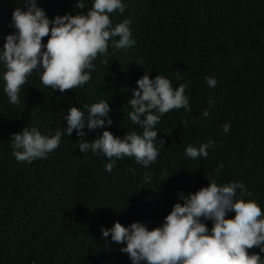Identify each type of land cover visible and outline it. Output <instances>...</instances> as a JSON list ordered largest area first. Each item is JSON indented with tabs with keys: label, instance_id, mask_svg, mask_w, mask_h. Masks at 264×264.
Listing matches in <instances>:
<instances>
[{
	"label": "trees",
	"instance_id": "1",
	"mask_svg": "<svg viewBox=\"0 0 264 264\" xmlns=\"http://www.w3.org/2000/svg\"><path fill=\"white\" fill-rule=\"evenodd\" d=\"M150 1L154 6L148 7L140 23L123 13L112 14L114 24L131 20L136 43L126 50L110 46L106 55H98L91 79L83 87L53 91L33 74L21 88L19 104L12 105L3 91L4 68L0 66V264H131L128 255L120 251L123 245L112 243L110 237L103 239L101 229L112 227L116 221L124 226L143 222L150 230L159 226L178 202V193L207 186L206 173L221 163L224 167L215 176L217 182L243 181L253 194L248 198L256 199L264 212V0ZM20 2L0 0V47L6 35L14 31L12 12ZM85 3L91 7V0ZM74 4L75 0H39L49 18L87 12V8L74 10ZM142 4L128 5L135 8ZM47 40L43 38L45 43ZM130 65L138 68L124 74ZM144 73L152 78L160 73L173 87L188 84L185 94L191 106L190 112L171 110L156 126L165 145L152 166L160 175L166 169L167 175H161L166 187L151 207L137 213L117 208L111 201L113 194H108L110 185L101 188L99 182L110 174L115 179L125 159L116 160L112 171H106L105 164L111 161L102 153H82L76 130L71 137H62L55 152L60 156L52 161L56 170L47 159L30 164L16 160L10 142L13 133L26 126L38 127L42 133L54 131L64 126L68 107L83 109L88 104L81 96L84 87L100 101L101 89L135 88ZM211 75L218 82L215 88L205 80ZM130 97L116 94L108 100L113 120L108 130L116 136L142 132L128 118ZM210 97L214 107L208 104ZM205 108L210 115L203 118ZM45 109L47 120L42 114ZM185 120L186 127L182 123ZM228 122L231 129L224 134L222 125ZM103 130L89 132L86 128L84 139H95ZM209 140L213 146L207 158L185 157L189 144ZM14 186L22 193L12 194ZM149 194L143 192L141 198ZM82 234L89 240L90 250L98 253L94 257L91 254L93 261L80 260L87 256L85 250L75 247L76 243L83 246ZM258 251L254 247L249 253Z\"/></svg>",
	"mask_w": 264,
	"mask_h": 264
},
{
	"label": "clouds",
	"instance_id": "2",
	"mask_svg": "<svg viewBox=\"0 0 264 264\" xmlns=\"http://www.w3.org/2000/svg\"><path fill=\"white\" fill-rule=\"evenodd\" d=\"M139 2L143 4L135 8L128 5ZM20 4L12 12L10 25L14 31L6 35L0 47L3 91L12 105L19 104L21 88L33 74L39 75L45 87L61 93L86 85L96 68L94 61L98 55H106L110 46L113 50H126L136 43L130 29L131 20L114 24L112 14L123 13L126 18L140 23L148 7L154 6L150 0H91L88 7L85 0H75L74 10L87 8L86 13L75 11V14L69 12L49 18L46 10L39 6V0H21ZM44 37H48L46 43ZM145 60L143 56V63ZM135 68L138 67L130 65L123 73ZM205 80L210 88L217 86L214 75ZM136 84L137 87L125 90L101 89L100 101L89 87H84L81 96L83 94L90 105L85 104L83 109L68 107L64 126L47 133H42L38 127L26 126L12 134L10 142L16 160L30 164L47 159L52 166V161L60 156L55 152L62 137H71L76 130V135L81 137L82 153H102L111 161L105 164L106 171H112L116 160L125 159L115 179L110 174L108 179L102 178L99 182L101 188L110 185L108 194H113L111 201L117 208L130 213L148 209L166 187L162 176L167 175V170L161 176L159 169L152 166L165 145L158 137L160 132L156 126L171 110L183 108L190 112L191 106L185 94L186 83L173 87L172 81L160 73L155 78L144 73ZM116 94L131 95L127 99L132 109L128 118L142 132H126L120 137L108 130L113 124L108 100ZM92 100L98 102L91 104ZM208 104L214 107L211 97ZM42 114L47 120L48 109ZM209 115V108L201 113L203 118ZM182 123L185 127L188 124L186 120ZM86 128L89 132L104 130L97 138L87 140L84 139L88 134ZM222 129L228 134L231 123H225ZM212 146V140L189 144L184 149L185 157L207 158ZM223 167L221 163L211 173H206L210 182L207 186L187 194L181 190L178 202L159 226L150 230L143 222L124 226L116 221L112 227L101 229L102 238L107 241L110 237L112 243L123 245L120 251L128 255L131 264H264V212L256 199L248 198L253 194L243 181L217 182L215 176ZM174 182L175 179L171 187ZM14 189H10L12 194L22 193L20 187L14 186ZM143 192L151 194L144 199L141 198ZM28 197L32 201V195ZM230 213L235 215L229 216ZM82 238L83 246L76 243L75 247L85 250L87 256L80 260L93 261L91 254L94 257L98 253L90 250L89 240L83 234ZM254 247L259 251L250 254L249 250Z\"/></svg>",
	"mask_w": 264,
	"mask_h": 264
}]
</instances>
